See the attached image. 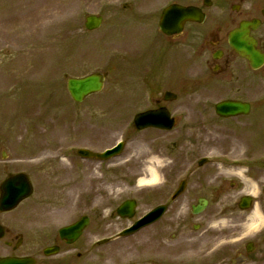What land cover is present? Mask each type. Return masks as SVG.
Returning <instances> with one entry per match:
<instances>
[{
  "label": "rangeland",
  "instance_id": "1",
  "mask_svg": "<svg viewBox=\"0 0 264 264\" xmlns=\"http://www.w3.org/2000/svg\"><path fill=\"white\" fill-rule=\"evenodd\" d=\"M167 1L154 0L148 8L156 12ZM131 2L134 0H0V178L8 172H28L53 162L55 167L67 168L81 146L100 148L120 139L127 142L116 160L113 186L96 191L92 200L83 198L82 213L91 217L88 228L71 251L48 259L42 256L39 264H141L140 232L114 239L128 223L115 217L116 206L133 197L138 201L137 215L140 212L139 186L134 181L140 177L145 150L141 135L130 136L131 118L143 105L153 102L155 92L151 91L173 88L170 91L185 97L183 91L194 90L190 76L181 74L184 66L175 53L158 37L146 41L145 33L126 21L123 12ZM89 14L103 16L101 27L93 32L83 26ZM149 68L155 80L143 83L140 72L146 74ZM96 70L107 74L103 90L82 105L74 104L66 91V79ZM263 75L264 68L254 73V83H258L254 91H264ZM92 110L96 113L89 116ZM251 118L257 117L222 120L212 111L206 112L203 121L190 130L192 141L183 146L195 158L206 156L209 177L223 184L226 264H231L235 252L244 254L247 241L254 243L257 256L253 251L241 264H264V239L253 228L246 230L250 210L236 208L239 197L250 194L254 180L261 189L255 196L256 204L264 210V165L254 169V154L247 151L242 132L250 126ZM256 133L263 139L264 126ZM61 154L71 155L60 159ZM258 161L264 163V158ZM241 170H245L248 183L232 173ZM96 175L100 179L101 175ZM28 204L24 201L12 214H0L3 223L14 234L24 235L27 243ZM61 215L51 221L50 229L70 220L69 212ZM106 237L112 239L110 243L95 244ZM20 252H30L27 244ZM4 253L0 248V254ZM183 257L179 261L191 256Z\"/></svg>",
  "mask_w": 264,
  "mask_h": 264
},
{
  "label": "flooded vegetation",
  "instance_id": "2",
  "mask_svg": "<svg viewBox=\"0 0 264 264\" xmlns=\"http://www.w3.org/2000/svg\"><path fill=\"white\" fill-rule=\"evenodd\" d=\"M153 1L136 0L135 4L140 7L129 9L125 19L129 25L145 33L148 38L146 41L152 36L158 37V41L165 43L175 53L184 66V72L190 76L194 91H183L186 92L183 95L185 97L177 91H169L176 96L171 100L164 99V93L168 91H155L152 94L153 102L143 105L140 110L144 113L165 109L173 121L171 128L166 130L149 127L135 131L141 135L145 151L141 154L143 157L139 165L140 177L137 179L140 182L137 184V179L134 181L139 186L140 212L137 215L136 200L133 222L146 217L153 210H157L156 214L159 215L140 230V263L196 264L195 261L200 260L201 263L197 264H226L227 240L223 234L225 219L221 218L225 208L223 184L209 177L207 160L196 166L194 154L185 151L183 146L192 141L190 130L203 121L206 112H214L215 104L222 100L249 104V113L238 118L254 117V111L259 107L257 118L249 120L250 126L245 133L250 130L256 132L259 126H264V91L254 94V72L263 69L264 65L254 70L229 45V34L233 29L243 21L254 22L257 19L259 26L255 29L250 26L248 37L253 46L255 41L256 48L264 54V0L183 2L184 5H194L199 9L198 19L201 22H185L179 33L170 35L159 30L161 11L147 8ZM142 73L147 77L152 71L149 68L146 74ZM219 95L222 97L217 98ZM94 113L96 111H90L89 116ZM244 143L247 151L251 150L254 154L253 167L257 170L260 165H264L258 161L264 158V138L253 135ZM107 148L109 146H93L90 150L100 153ZM75 157L67 168L55 167L56 162H53L43 167H32L26 173L32 188L27 199L30 226L27 237L29 243L26 244L30 252L17 253L25 244L23 236L14 234L0 219L4 228L0 247L9 256H30L38 264L47 246L58 245L60 251L68 252V246L59 238L58 229H50L51 221L60 217L59 213L64 215L69 212L70 220L60 227L75 222L87 215L81 209L84 197L86 201L92 200L96 191L113 186L116 158L100 161L96 157ZM97 173L101 175L100 179ZM12 174L8 172L4 178ZM2 181L1 177L0 184ZM212 181L215 183L210 190ZM253 185L259 194L261 189L254 180ZM262 207L258 206L264 217ZM236 208H239L238 201ZM194 209H197L196 213ZM87 216L91 223L90 215ZM257 233L258 237L264 239V220L256 229ZM253 244L251 253L254 251V256H257ZM239 253L237 251L231 255V264L232 258L240 256ZM187 254L191 257L179 261Z\"/></svg>",
  "mask_w": 264,
  "mask_h": 264
},
{
  "label": "water",
  "instance_id": "3",
  "mask_svg": "<svg viewBox=\"0 0 264 264\" xmlns=\"http://www.w3.org/2000/svg\"><path fill=\"white\" fill-rule=\"evenodd\" d=\"M193 13V8H183L178 5H172L166 8L162 14L161 28L164 31H170V21L165 23V18L172 17L177 20L174 21V25L180 21L182 17H188ZM166 20V19H165ZM101 18L95 16H89L86 18L85 27L88 30L97 28L100 25ZM255 24V22H254ZM249 23H242L240 28L231 33L230 44L234 50H236L241 56L249 60L250 65L256 69L264 63V56L255 48H253L249 39L246 38L245 32H242ZM167 27V28H166ZM104 76L101 73H93L82 78H69L66 83L67 91L71 96L72 100L76 103L81 102L89 94L99 92L103 86ZM217 113L222 116L235 115L239 113H244L247 111V106L239 105L238 103L223 102L216 106ZM165 114V112H163ZM171 122L161 114L157 115H137L135 117V125L138 128L142 126H157L161 128H168ZM117 151L111 152L116 153ZM85 155L89 156L88 152H84ZM1 197H0V209L9 210L15 207L21 200L26 198L30 193V185L26 177L22 174H18L14 177L7 179L1 186ZM251 199L249 197H243L241 199V208H247L250 206ZM132 202L124 203L120 208H118V213L125 216H130L132 214ZM143 223H136L132 230H137ZM85 226L84 221H79L72 226L60 230L61 236L68 242H71L77 238L80 234L81 229ZM2 235V229L0 228V236ZM0 264H32L29 259H16V258H4L0 259Z\"/></svg>",
  "mask_w": 264,
  "mask_h": 264
},
{
  "label": "bare ground",
  "instance_id": "4",
  "mask_svg": "<svg viewBox=\"0 0 264 264\" xmlns=\"http://www.w3.org/2000/svg\"><path fill=\"white\" fill-rule=\"evenodd\" d=\"M232 173H235L241 179H245L243 177V173L242 172H232ZM151 175L153 177L155 176L153 171H151ZM245 182L248 183V180L245 179ZM249 192H250V194H254V196L256 195V193H255L256 192L255 191V185H253V189H251ZM248 220H249V222H247V224H246V230H251V228L257 229L263 224L264 217H263L262 213L260 212V209L258 208L256 203H255V206H254L253 210L250 211V215L248 217Z\"/></svg>",
  "mask_w": 264,
  "mask_h": 264
}]
</instances>
